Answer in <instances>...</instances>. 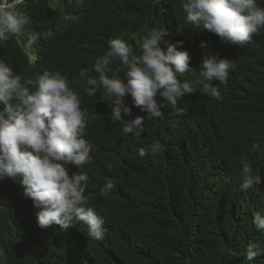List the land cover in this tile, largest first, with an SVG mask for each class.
Instances as JSON below:
<instances>
[{
    "label": "trees",
    "instance_id": "obj_1",
    "mask_svg": "<svg viewBox=\"0 0 264 264\" xmlns=\"http://www.w3.org/2000/svg\"><path fill=\"white\" fill-rule=\"evenodd\" d=\"M186 2L26 0L20 5L30 24L21 39L0 42V60L30 90L37 74L59 71L79 94L87 117L84 138L94 145L84 169L87 193L105 221L106 238L88 241L80 224L40 228L38 209L23 196L21 179L0 177V264H264V231L253 222L254 213L264 215V28L236 50L202 26L188 24ZM256 2L264 7V0ZM154 28L166 30L165 51L176 45L189 52L192 77L206 55L229 60L228 82L213 81L219 101L200 89L182 100L179 108L189 114L183 121L172 109H164L162 118H149L129 94L125 103L132 112L124 119L144 117V132L125 135L123 125L111 118L113 98L99 87L94 96L86 95L87 78L98 77L93 65L109 50L110 40H125L139 55L133 37L142 39ZM32 33L40 35L30 43ZM22 45L31 47L34 63ZM109 67L119 69L127 83L120 61ZM85 69L88 76L82 78ZM196 115L203 124L199 130ZM157 142L163 151L152 154L150 146ZM253 142L260 144L259 153L252 151ZM141 148L148 152L144 157ZM242 159L262 178L250 190L240 187ZM109 178L114 188L101 195ZM250 243L261 249L253 260L246 256Z\"/></svg>",
    "mask_w": 264,
    "mask_h": 264
},
{
    "label": "clouds",
    "instance_id": "obj_2",
    "mask_svg": "<svg viewBox=\"0 0 264 264\" xmlns=\"http://www.w3.org/2000/svg\"><path fill=\"white\" fill-rule=\"evenodd\" d=\"M25 2L0 0V42H7L10 38L19 40L25 35L30 24V18L20 8ZM182 9L188 24L197 29L202 26L232 44L236 50L250 44L253 36L264 28V7L256 0H187ZM39 35L32 33L29 42H35ZM165 35L166 30L154 28L142 39L134 36L139 55H134L133 48L125 40H110L109 50L93 65L98 77L87 78L86 95L94 96L99 87L105 96L113 98L109 104L111 118L114 123L123 125L125 135L141 136L144 132V117L137 116L130 121L124 119L132 112L125 103L129 94L135 106L146 112L149 118H162L164 109H172L171 114L181 115L182 121L189 114L179 108L181 101L195 90L200 89L205 97L222 99L219 87L213 81L227 84L231 62L206 55L201 69L192 77L188 72L189 52L178 51L176 45H169L165 51L162 47ZM177 43L182 46L184 42ZM22 47L34 63L31 47ZM201 47L205 44L202 43ZM113 60L120 61L127 69V83L118 74L119 69L109 67ZM79 76L87 77L88 70H81ZM29 83L31 90L22 84L21 77L10 66L0 60V105L3 106L0 110V177L14 182L21 179L25 189L23 196L31 199L38 209L36 215L40 228L57 224L67 229L80 224L88 241L101 242L106 238L105 221L91 207L87 193L89 177L84 169L92 162L90 154L94 145L84 138L87 117L80 96L59 71H44ZM195 121L199 130L203 124L198 115ZM161 151L163 147L159 142L150 146L152 154ZM252 151L259 153L260 144L253 142ZM147 154L145 149L139 150L141 157ZM65 164L69 165L73 175H69ZM240 164L241 189L259 186L262 183L259 170L254 173L252 164L244 159ZM113 188V181L109 178L101 195H107ZM253 222L257 230L264 231V215L254 213ZM260 254L259 244L248 245V260Z\"/></svg>",
    "mask_w": 264,
    "mask_h": 264
}]
</instances>
